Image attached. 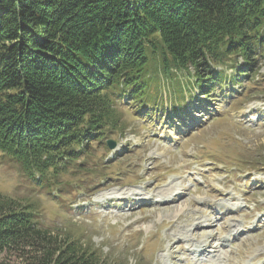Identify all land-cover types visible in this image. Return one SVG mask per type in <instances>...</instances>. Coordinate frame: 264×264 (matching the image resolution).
<instances>
[{"label": "trees", "instance_id": "16d2710c", "mask_svg": "<svg viewBox=\"0 0 264 264\" xmlns=\"http://www.w3.org/2000/svg\"><path fill=\"white\" fill-rule=\"evenodd\" d=\"M258 59L264 0H0L2 159L49 191L116 127L124 97L151 109L160 79L182 91L178 74L189 70L208 96L221 81L253 79ZM31 208L0 194V255L103 264L97 250L39 227Z\"/></svg>", "mask_w": 264, "mask_h": 264}, {"label": "rangeland", "instance_id": "374dc122", "mask_svg": "<svg viewBox=\"0 0 264 264\" xmlns=\"http://www.w3.org/2000/svg\"><path fill=\"white\" fill-rule=\"evenodd\" d=\"M189 74H178L182 91L160 79L151 109L124 97L116 127L49 191L0 153V194L30 204L39 227L97 250L103 264H264V59L253 79L221 81L208 96ZM192 236H210L200 255ZM26 259L4 251L0 264Z\"/></svg>", "mask_w": 264, "mask_h": 264}, {"label": "bare ground", "instance_id": "6f19581e", "mask_svg": "<svg viewBox=\"0 0 264 264\" xmlns=\"http://www.w3.org/2000/svg\"><path fill=\"white\" fill-rule=\"evenodd\" d=\"M173 200H174V199H173ZM192 227H194V226H192ZM194 228H195V227H194ZM191 229H192V228H191ZM192 230H193V229H192ZM190 231H191V230H190ZM196 235H197V234H196ZM192 237H193V239H195V241H196V242H194V243H192V244L194 245V247H197V248H198L197 251H196V254H198V252H199V253H203V251H204V250H202L203 248L201 249V247H199V246H201V245H200L201 243H203V242L205 243V241L207 242V240L210 238V236H203V237L199 238L200 240H197L196 237L194 238V236H192ZM198 237H199V236H198ZM205 246H206V245H205ZM208 247H209V246H208ZM198 255H200V254H198Z\"/></svg>", "mask_w": 264, "mask_h": 264}, {"label": "water", "instance_id": "95a60500", "mask_svg": "<svg viewBox=\"0 0 264 264\" xmlns=\"http://www.w3.org/2000/svg\"><path fill=\"white\" fill-rule=\"evenodd\" d=\"M107 146L109 149H113L114 143L112 141H107Z\"/></svg>", "mask_w": 264, "mask_h": 264}]
</instances>
